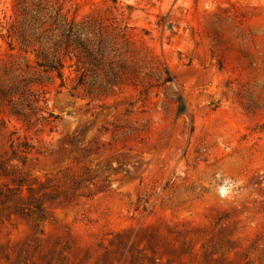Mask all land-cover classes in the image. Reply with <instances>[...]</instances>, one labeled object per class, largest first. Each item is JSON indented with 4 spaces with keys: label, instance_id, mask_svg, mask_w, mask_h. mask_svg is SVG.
I'll return each instance as SVG.
<instances>
[{
    "label": "rangeland",
    "instance_id": "1",
    "mask_svg": "<svg viewBox=\"0 0 264 264\" xmlns=\"http://www.w3.org/2000/svg\"><path fill=\"white\" fill-rule=\"evenodd\" d=\"M0 264H264V0H0Z\"/></svg>",
    "mask_w": 264,
    "mask_h": 264
}]
</instances>
